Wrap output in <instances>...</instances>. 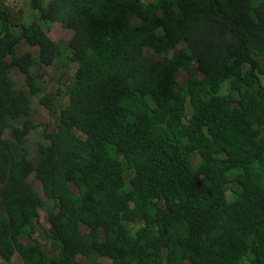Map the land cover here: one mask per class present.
I'll use <instances>...</instances> for the list:
<instances>
[{
  "label": "trees",
  "instance_id": "1",
  "mask_svg": "<svg viewBox=\"0 0 264 264\" xmlns=\"http://www.w3.org/2000/svg\"><path fill=\"white\" fill-rule=\"evenodd\" d=\"M28 4L78 31L77 69L39 163L0 143V260L264 264V25L253 20L264 0ZM11 11L0 0V135L31 112L10 69L28 74L32 95L41 88L32 54H15L20 39L41 43L50 61L58 47L38 21L16 24ZM22 125L14 136L25 148L36 125ZM45 211L50 250L22 240Z\"/></svg>",
  "mask_w": 264,
  "mask_h": 264
},
{
  "label": "rangeland",
  "instance_id": "2",
  "mask_svg": "<svg viewBox=\"0 0 264 264\" xmlns=\"http://www.w3.org/2000/svg\"><path fill=\"white\" fill-rule=\"evenodd\" d=\"M5 3L9 5L12 8L11 11V17L13 18V21L17 24H29L32 22L36 17H38L39 22L43 25V27L47 30V33L49 36L61 43L65 42L67 49L63 55H60L54 63L50 65H40L39 63H35L32 66V71L36 75V82L38 85H40L42 88L39 91L38 96L30 95L28 93V97L30 98V101L32 103V111L33 114H29L27 118L20 119L16 122L15 127H20L22 125L23 120L25 119H32L36 124V130L33 135L36 136L38 134H41V132H49L51 134L52 132H55L57 130V125L59 123L60 119V112L61 107H66L67 105V90L70 86L73 85L75 81V73L77 69V63L74 62L71 59V53H70V42L71 37L73 34V31L70 33L68 32L67 28L64 27L63 23L55 22V23H49L48 21L44 20L40 16V12L33 11L30 7L29 0H5ZM14 32L18 33L20 32L19 27L13 26ZM31 50L35 55L38 54V49L36 47H32L23 40L19 43L15 53L17 55H20L23 52H28ZM10 74L13 77L15 83V88L24 89L28 92L29 88L25 84V77L26 74L22 73L17 67H12L10 69ZM15 79H19L18 81ZM190 79V73L184 70H181L179 72V80L180 84L185 85L187 81ZM186 91L190 92V89H185ZM43 97H55L59 98L60 102L56 99V101L52 104L54 107L47 108L43 104H41V99ZM58 108L56 114H54L55 110ZM191 109L189 108V111ZM4 136L6 138H12L11 130H6ZM34 140H37V137L34 138ZM12 149L15 156L20 155L21 150V143H17L12 139ZM35 154L32 153L30 155V158H34ZM127 172V170H126ZM133 177V172L130 171L128 173H125V185H127L128 190L132 187L131 179ZM29 180L32 182L33 186L35 188L40 189V184L37 181V178L32 174L29 177ZM74 191H76V187L72 186ZM48 213L41 212L40 215V222L36 226L35 232L31 236H26L22 238V240L27 244L35 243L37 240H40V242L43 244V247L46 250H50L51 245L50 242L46 240V230L50 228V224L48 223L47 218ZM82 229L85 230V227L82 226ZM55 254V253H54ZM93 261H88L86 257L78 256L76 258L77 262L79 264H113V260L108 257H101L96 256L93 257ZM14 264H21V260L19 257H14L13 261ZM6 264V263H2Z\"/></svg>",
  "mask_w": 264,
  "mask_h": 264
},
{
  "label": "clouds",
  "instance_id": "3",
  "mask_svg": "<svg viewBox=\"0 0 264 264\" xmlns=\"http://www.w3.org/2000/svg\"><path fill=\"white\" fill-rule=\"evenodd\" d=\"M153 1H155V0H153ZM3 2L5 3V0H3ZM47 5H48V3H45V6L44 7H47ZM11 8V7H10ZM12 9V8H11ZM35 11H38V12H41V11H39V10H35ZM41 16V15H40ZM42 18V17H41ZM42 19H44V20H46V21H48L49 23H55V22H60V23H63L64 24V22L63 21H60V20H54V21H50V20H47V19H45V18H42ZM34 20H36V21H38L39 22V20H38V17H36ZM33 20V21H34ZM253 20L255 21V23L257 24V26L258 25H264V12L263 11H259L258 12V14H255L254 16H253ZM15 23V22H14ZM31 23V22H30ZM29 23V24H30ZM40 23V22H39ZM235 23H237V22H235ZM17 24V23H16ZM41 24V23H40ZM226 24H227V22H224L222 25H219V27L221 28V30L224 32V29H225V26H226ZM251 25H253V21L250 23ZM41 26H42V28L44 29V31L46 32V34H47V36L52 40V41H54L55 43H57L58 44V47H57V50H56V56H55V58H54V60L53 61H50V60H48V58L44 55V52H43V46H42V44L41 43H32V42H30L26 37H24V38H22V39H20V42L23 40L24 42H26L27 44H29L30 46H32V47H36L37 49H38V54L37 55H35L31 50H29L28 52H30L31 54H32V59H33V62H32V64L34 65L35 63H39L40 65H50V64H52V63H54V61L58 58V57H60V55H63L64 53H65V51H66V49H67V46H66V44H65V42H61V43H59V42H57V41H55V40H53L50 36H49V34L47 33V30L43 27V25L41 24ZM64 27L65 28H67V30H68V32L70 33L71 31H73V34H72V37H71V42H70V53H71V55L73 54V50H74V47L71 45V43H72V41L74 40V38H75V36L78 34V31L74 28V27H72V28H70V27H66L65 25H64ZM229 29H232V26H230V28ZM19 33V32H18ZM238 36V35H237ZM19 42V43H20ZM19 45V44H18ZM18 47V46H17ZM150 52H154L153 51V49H150ZM24 53H26V52H23V54ZM16 54V53H15ZM17 55V54H16ZM19 56V55H18ZM72 59V58H71ZM73 60V59H72ZM75 62V61H74ZM77 63V62H76ZM32 65V66H33ZM32 66H31V75L33 76V77H35V81H36V75L33 73V71H32ZM13 67H17V66H13ZM18 68V67H17ZM19 69V68H18ZM22 73H24V72H22ZM26 74V77H25V81L27 80V77H28V74L27 73H25ZM15 80H19V79H15ZM37 83V82H36ZM38 84V83H37ZM40 86V85H39ZM41 87V86H40ZM42 88V87H41ZM41 88H40V90H41ZM39 90V91H40ZM27 92V91H26ZM28 93L30 94V95H32L31 93H30V90H28V92L26 93L27 94V96H28ZM39 95V93H37L36 95H34V96H38ZM67 96H68V100H69V95H68V93H67ZM29 98V97H28ZM44 98V97H43ZM42 98V99H43ZM41 99V100H42ZM52 99H53V101L50 103V104H48V106H46L47 108H52V107H54V105H52L55 101H56V99L60 102V99L59 98H55V97H52ZM40 100V101H41ZM29 101H30V98H29ZM42 104V103H41ZM30 106H31V112H30V114H33V111H32V103H31V101H30ZM45 106V105H44ZM66 107H61L60 109H61V112H60V118H61V114H63V110L65 109ZM57 110H58V108L55 110V112H54V114H56V112H57ZM28 116H26V117H22L21 119H23V118H27ZM56 117H57V114H56ZM25 120H27V119H25ZM25 120H23V122L25 121ZM29 120H31L34 124H35V122L32 120V119H29ZM59 121H60V119H59ZM22 122V123H23ZM59 124L60 123H58V125H57V127L59 126ZM36 125V124H35ZM23 127V125H21L20 127H9V128H7L6 130H11V134H12V138H6L5 136H4V134H5V132H6V130L4 131V133H3V135H0V143H5V140H8V141H10L11 142V146H12V143H13V141H12V139L15 141V142H17V143H20V142H18L17 141V139L15 138V136H14V128H22ZM36 130V127L33 129V131H34V133L35 132H37V131H35ZM33 133V134H34ZM46 131L45 132H41V134H38V135H36V136H34L33 134L31 135V136H29V144H27L26 146H25V148H23V146H24V144L23 143H21V150H20V154L21 153H23V151H26L27 153H28V157L30 158V155L32 154V153H34L35 154V157L32 159V158H30L35 164H37V163H39V161H40V158H39V153H40V151H41V149H40V147H39V145H44V144H46L47 143V136H46ZM35 137H37V140L35 141L34 140V138ZM19 156V155H18ZM32 175V174H31ZM30 175V176H31ZM29 176V177H30ZM8 177H9V175H8ZM29 177H28V181L29 182H31L30 180H29ZM14 259V258H13ZM2 263H6V264H10V263H8V262H6V261H3V260H0V264H2Z\"/></svg>",
  "mask_w": 264,
  "mask_h": 264
}]
</instances>
